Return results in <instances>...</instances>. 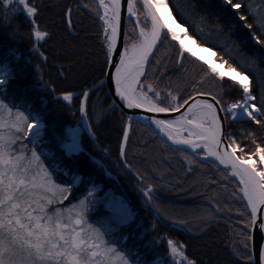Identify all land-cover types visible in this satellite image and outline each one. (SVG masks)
Masks as SVG:
<instances>
[{"label": "snow or ice", "instance_id": "obj_1", "mask_svg": "<svg viewBox=\"0 0 264 264\" xmlns=\"http://www.w3.org/2000/svg\"><path fill=\"white\" fill-rule=\"evenodd\" d=\"M78 15L97 26L83 38L94 44L45 47L57 30L78 36ZM25 41L34 63H20ZM0 48V264H201L158 231L161 217L189 240L224 221L231 242H205L226 253L215 264H264V0H0ZM50 51L66 61L61 87L45 78ZM117 110L113 148L98 130ZM176 153L185 177L202 165L222 177L209 181L223 191L208 196L198 231L159 204L155 181ZM85 156L135 178L150 229L132 201L98 198L97 176L80 174Z\"/></svg>", "mask_w": 264, "mask_h": 264}, {"label": "trees", "instance_id": "obj_2", "mask_svg": "<svg viewBox=\"0 0 264 264\" xmlns=\"http://www.w3.org/2000/svg\"><path fill=\"white\" fill-rule=\"evenodd\" d=\"M181 2H183V0H181ZM198 2L201 3V6L203 7L205 3H211V0H198ZM210 18L214 19V17ZM74 20L80 21L77 28L79 32L78 36L71 37L66 35L63 31L57 30L53 40L49 41V44L45 45V47H51V51H55L57 46L62 47L65 42L77 45L86 43L94 44V40L88 41L83 38L91 36L97 30V26L92 23L87 15L74 16ZM46 22L50 23V20H48L47 17ZM13 24L21 25L22 33L27 31V26L23 20V16L17 17V19L13 21ZM233 38L235 39V37ZM6 50V48H0V56H3ZM18 51L22 57L20 61L21 64H25L29 61L34 63L35 57L32 56L30 45H28L26 41L19 44ZM51 51L49 53L50 59L48 66L44 69L45 78L48 79L50 77L53 81L57 82L58 87H61L63 85L57 81L58 67L60 63L66 64V61H63L62 58L56 59L52 56ZM104 91L107 92L106 89ZM94 99L95 96L93 97V100ZM49 107L52 108L53 111L56 109V106L51 103H49ZM118 113L119 110H117V114L115 116H110L98 130L100 140L103 144H110L113 148H118L116 141V121L118 119ZM62 117L66 118L67 121L72 122L71 117L67 113H63ZM86 145L87 149H91L93 152L95 151L92 149L89 142L86 141ZM95 155L97 158H102V153H95ZM114 159L115 155L112 158L113 162ZM103 163L107 171L99 170V165H97L94 169L89 158L85 156L81 158L80 174L85 175V178H87V174L89 172H93L97 176V182L102 189L98 194V198L102 199L106 192L111 191L117 196H121L132 201L134 209L138 211V222L142 221L150 229V224L153 220V213L145 209L142 203L137 199L136 192L133 187L135 178L131 176H124L118 169L109 164L107 161H103ZM164 167L167 168V171L165 172L163 179L155 181L158 185L157 195L160 198L159 204L172 215L192 219L193 228L198 231L196 228V224L198 222L195 218L198 214L209 209L208 196L215 194L213 189L222 191V184L218 183L212 185L209 181L211 178H215L217 181H222L221 175L214 168H212L211 165H202L200 168L196 169L193 175L185 177L184 168L186 165L183 164L179 153H176L175 158ZM110 175L116 176V179ZM167 181H170L171 183H166ZM176 184H179V187L174 188L173 185ZM76 195L78 196L79 193L77 192ZM97 207L100 211H103L102 205H98ZM93 219H95V216ZM160 220L162 223L159 224L158 231L161 234H169L176 240L188 242V254L190 256H195L201 261V264H215L216 259L226 256V253L223 251H216L205 247V242L209 240L218 241L217 247L220 249H222L227 243L231 242L229 237L231 230L228 228V224L224 221H220L218 225L214 222L213 230L209 232L207 236L203 237L202 240H189L191 233H187L178 226L173 225L171 220H163L162 217Z\"/></svg>", "mask_w": 264, "mask_h": 264}, {"label": "water", "instance_id": "obj_3", "mask_svg": "<svg viewBox=\"0 0 264 264\" xmlns=\"http://www.w3.org/2000/svg\"><path fill=\"white\" fill-rule=\"evenodd\" d=\"M107 90V88H106ZM125 112H129V114H135V115H144V113L140 112L139 110H133L132 112H130L129 110H125ZM115 178V177H113ZM116 179V178H115ZM256 242L257 244H264V233H257V236H256Z\"/></svg>", "mask_w": 264, "mask_h": 264}, {"label": "bare ground", "instance_id": "obj_4", "mask_svg": "<svg viewBox=\"0 0 264 264\" xmlns=\"http://www.w3.org/2000/svg\"><path fill=\"white\" fill-rule=\"evenodd\" d=\"M200 54H201L202 56H204L205 59L209 60L210 63L213 62V57L211 56L210 53H208V52H201Z\"/></svg>", "mask_w": 264, "mask_h": 264}, {"label": "rangeland", "instance_id": "obj_5", "mask_svg": "<svg viewBox=\"0 0 264 264\" xmlns=\"http://www.w3.org/2000/svg\"><path fill=\"white\" fill-rule=\"evenodd\" d=\"M181 159H182V161H183V158L181 157ZM222 191H223V188L221 189ZM231 190V188L229 187V189H228V191H230Z\"/></svg>", "mask_w": 264, "mask_h": 264}]
</instances>
